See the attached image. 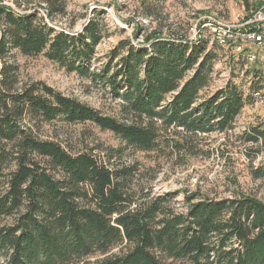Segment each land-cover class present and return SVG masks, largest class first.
<instances>
[{
	"label": "trees",
	"instance_id": "obj_1",
	"mask_svg": "<svg viewBox=\"0 0 264 264\" xmlns=\"http://www.w3.org/2000/svg\"><path fill=\"white\" fill-rule=\"evenodd\" d=\"M14 1L25 10L38 4L45 17L0 3V264H264V200L232 180L229 197L186 194L179 210L173 196L144 194L139 168L126 161L141 152L185 164L207 137L231 141L238 118L254 106L252 93L263 90L245 54L154 29L140 47L120 41L92 69L97 47L111 37L104 12L73 33L74 23L69 32L54 29L65 0ZM17 54L89 79L117 102L116 113L42 82L23 83ZM223 60L230 79L212 91ZM58 121L92 124L121 146L101 149V157L37 133ZM235 136L253 146L251 159L264 156V123Z\"/></svg>",
	"mask_w": 264,
	"mask_h": 264
},
{
	"label": "rangeland",
	"instance_id": "obj_2",
	"mask_svg": "<svg viewBox=\"0 0 264 264\" xmlns=\"http://www.w3.org/2000/svg\"><path fill=\"white\" fill-rule=\"evenodd\" d=\"M38 3L40 0H35ZM66 15L59 18L54 29L70 31L74 23L73 33H81L95 11L104 12L108 24L110 38H106L97 47V60L92 69H99L106 61L110 52L122 40H129L140 47L148 35L158 29L165 35H187L190 41L201 38L215 41L214 28L232 26L239 29L249 19L259 0H65ZM24 4L26 0H19ZM1 4L13 9L16 13L45 11L38 4H32L30 10L20 8L14 0H1ZM26 4V3H25ZM24 4V5H25ZM249 5L251 10H247ZM146 6H151L147 10ZM152 12V16L148 14ZM73 25V24H72ZM218 44V43H217ZM220 45V44H218ZM222 46V45H221ZM245 49L256 53L257 62L247 64L251 71L262 76L261 85L264 93V47L246 44ZM16 62L21 67L23 83L42 82L56 91L75 98L107 116L116 112L117 102L110 95L101 92L89 79H82L75 73H68L57 65L49 62L43 56L22 57L16 55ZM215 68L216 75L212 83V91L224 87L230 79V73L225 60ZM252 74L244 82L253 78ZM244 76V72L242 74ZM241 76V77H242ZM240 82V80H239ZM247 88H249L247 86ZM260 92V91H254ZM264 123V104L258 108L247 107L236 122L231 141L223 135H213L202 143V152L183 164L180 159L166 160L153 154L129 152L127 163L135 164L140 174L137 184L144 194L151 192V197L170 195L179 210H182L184 196L194 192L216 198L229 197L232 188L229 183L236 180L241 188L264 200V177L259 179L255 171H264V156L258 154L250 157L252 145L237 142L238 135L255 125ZM43 139H53L60 142L70 151H92L97 156H103L101 149L118 148L119 139L112 133L104 132L92 124L73 125L58 121L50 125H40L36 129ZM208 152V153H207ZM128 153V152H127ZM8 219L1 225L12 224Z\"/></svg>",
	"mask_w": 264,
	"mask_h": 264
},
{
	"label": "built area",
	"instance_id": "obj_3",
	"mask_svg": "<svg viewBox=\"0 0 264 264\" xmlns=\"http://www.w3.org/2000/svg\"><path fill=\"white\" fill-rule=\"evenodd\" d=\"M213 30L216 33L214 42L224 47H234L237 53L245 54L247 64H255L258 56L251 49H245V46L246 44H253L264 47V0H259L258 7L241 28L219 26ZM252 97L254 99V109L264 104L263 92H253Z\"/></svg>",
	"mask_w": 264,
	"mask_h": 264
}]
</instances>
